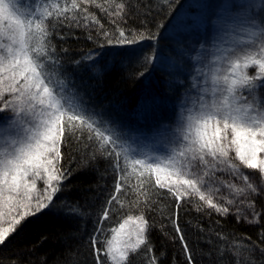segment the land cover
<instances>
[{
    "label": "snow or ice",
    "instance_id": "snow-or-ice-1",
    "mask_svg": "<svg viewBox=\"0 0 264 264\" xmlns=\"http://www.w3.org/2000/svg\"><path fill=\"white\" fill-rule=\"evenodd\" d=\"M106 2L109 7L97 0H65L63 4L58 0H39V3L37 0H0V113H11L0 117V245L5 244L26 217L54 206V197L67 179L60 161L61 146L67 144L69 136L86 141L85 147L90 143L119 173L115 194L107 201L108 206L115 201L123 207L119 194H127L126 186L146 202L149 189L145 185L148 184L167 188L177 201L198 196L202 207L227 215V205L235 201L224 198L225 203L216 202L214 193L220 189L213 188L215 174L225 171L238 174L239 168L234 163L238 159L241 165L257 170L264 178V0L233 5L237 13L234 23L247 39L227 55L223 73L213 75L212 99L201 103L197 115L188 116L186 124L180 126L170 141L169 150L158 157L130 150L132 138L110 116L89 105L85 95H81V90L64 72L60 52L67 49L57 51L53 43L54 35H59L56 29L65 22L69 27L73 23L81 26V20L99 24L87 5L122 18L124 3ZM168 6L171 7V0ZM117 31L114 42L119 45H134L140 40L155 38L151 32L133 33L129 38L123 29ZM103 35L108 43H113L108 32ZM63 38L61 35L60 39ZM115 55L121 62L126 58L132 64L139 62L140 54L128 49ZM85 59L91 61L93 69L101 65L96 69L97 75L107 69L103 57L93 60L89 54ZM154 59L152 55L144 56L143 63L146 66ZM250 66L258 69L251 76L246 71ZM136 75L145 76V73L140 71ZM232 146H235V157L230 156ZM91 158L95 159V154ZM132 174L136 175L135 185L129 180ZM241 178L246 188H237L234 184L225 186L236 195L264 193V186L258 188L247 176ZM38 181L43 182L42 188L37 186ZM176 207L179 208V203ZM249 207L259 217L254 204ZM78 212L77 207L67 208L69 215ZM108 216L105 208L102 218L107 220ZM131 220L130 216L128 221ZM136 220L133 234L123 237L124 224H121L120 231L107 241L102 254L111 264H134L130 254L147 246V221L142 215ZM4 223L8 226H3ZM176 232L180 233L179 226ZM261 238L264 239V233ZM180 240L184 241L183 235ZM90 245L96 253V264H102L95 234L90 237ZM146 251L150 252L151 248L146 247ZM184 251H189L187 244ZM148 264H157L156 258L151 257ZM188 264H192L190 255Z\"/></svg>",
    "mask_w": 264,
    "mask_h": 264
},
{
    "label": "trees",
    "instance_id": "trees-1",
    "mask_svg": "<svg viewBox=\"0 0 264 264\" xmlns=\"http://www.w3.org/2000/svg\"><path fill=\"white\" fill-rule=\"evenodd\" d=\"M191 1L171 0L169 7V0H116L125 5L122 18L87 5L99 24L81 20V26L73 23L69 27L65 22L56 29L59 35H54L53 43L57 51L67 49L60 52L64 72L90 106L110 116L130 137L135 133H151L157 126L172 122L178 102L191 89L192 55L186 42L189 30L178 29L174 24L183 12L191 13ZM58 2L63 4L65 0ZM97 3L109 7L106 0H97ZM85 23L87 27L83 26ZM118 28L129 38L133 33L148 32L155 38L140 40L134 45H119L114 42ZM104 32L110 34L113 43L107 42ZM128 49L140 54L139 62L129 64L126 58L121 62L115 55ZM89 54L93 60L105 59L107 69L103 74L97 75L96 71L101 65L93 69L91 61L85 59ZM148 55L155 59L145 66L143 57ZM140 71L145 76L138 77L136 74ZM255 72V68L247 71L250 76ZM5 116L11 113H0V117ZM85 143L69 136L67 144L61 146L60 168L67 179L54 197V206L29 215L17 226L5 244L0 245V264H96L90 237L95 234L102 261L113 231L130 216L136 220L141 215L147 221L146 247L151 251L142 246L137 253L130 254L134 264H148L151 257L156 258L157 264H188L189 255L192 264H264V239L261 238L264 193L249 197L259 213L254 223L237 213L224 215L202 207L198 196H186L177 201L167 188L148 184L145 185L149 189L146 202L126 186L127 194H119L123 207L115 201L108 206L107 201L115 194L119 173L113 170L108 158L100 155L90 143L85 147ZM129 147L135 154L142 152L131 142ZM93 154L95 159L91 158ZM242 169L253 176L259 187L264 186L256 171ZM129 180L135 185L136 175L132 174ZM69 206L77 207L78 214L69 215ZM105 208L109 211L107 220L102 218ZM177 226L180 233L176 232Z\"/></svg>",
    "mask_w": 264,
    "mask_h": 264
},
{
    "label": "rangeland",
    "instance_id": "rangeland-1",
    "mask_svg": "<svg viewBox=\"0 0 264 264\" xmlns=\"http://www.w3.org/2000/svg\"><path fill=\"white\" fill-rule=\"evenodd\" d=\"M239 2L248 3L250 0H192L191 13L183 12L175 21V27L183 29L186 27L189 31L187 35L188 50L192 55V77L191 89L187 94H184L182 99L177 104V114L172 122H167L159 125L151 133H135L131 135V144L141 150L146 156H162L170 148V141L178 134L180 126L186 124L189 115L195 116L200 110L201 103H206L212 99L211 89L213 87V75L223 73L227 68L226 55L220 57L222 64L219 68L213 66L212 56L215 51H226V47H241L242 41L247 39L246 34H243L237 27L234 21L237 20V13L233 5L238 7ZM256 14V10H254ZM242 15V13H241ZM217 60V61H218ZM215 67L216 71L211 72ZM251 68L246 69L248 71ZM255 72V73H256ZM230 152L231 157H235V146ZM234 163L239 168V173L233 175L229 171L217 172L216 179L212 181L213 188H219V192L214 193L217 203H225V199H232L233 204L227 205L228 213H237L240 217H247L248 220H256L253 215V208L249 197L252 195H236L225 186V184H234L237 188H246L242 176H247L249 182L256 185L257 181L252 175L246 173L242 168H246L240 164L238 159ZM242 167V168H241ZM253 170V169H252ZM256 173L260 175L257 170ZM261 176V175H260ZM262 178V177H261ZM224 182V183H221ZM264 185V178H262ZM37 186L43 187V182L38 181ZM128 221V220H127ZM138 221L133 219L124 224V229L121 235L127 237L133 234L136 230ZM116 231H120L118 226L112 233L108 241H110ZM102 264H111V261L104 256Z\"/></svg>",
    "mask_w": 264,
    "mask_h": 264
},
{
    "label": "bare ground",
    "instance_id": "bare-ground-1",
    "mask_svg": "<svg viewBox=\"0 0 264 264\" xmlns=\"http://www.w3.org/2000/svg\"><path fill=\"white\" fill-rule=\"evenodd\" d=\"M231 50H232V48H230V47H226V51H215L214 53H213V56H212V61H211V64H212V62H213V66H215L216 68H219L220 66H221V64H222V61H220L219 62V60H220V57L221 56H224V55H226V57H227V55L231 52ZM219 59V60H218ZM218 60V61H217ZM215 67H213L212 68V71L211 72H213V74H214V72L216 71V68Z\"/></svg>",
    "mask_w": 264,
    "mask_h": 264
}]
</instances>
